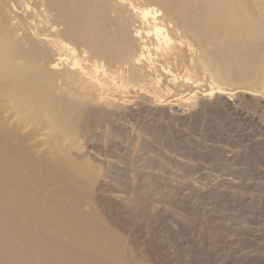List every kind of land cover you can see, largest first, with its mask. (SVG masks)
<instances>
[{
  "label": "bare ground",
  "instance_id": "1",
  "mask_svg": "<svg viewBox=\"0 0 264 264\" xmlns=\"http://www.w3.org/2000/svg\"><path fill=\"white\" fill-rule=\"evenodd\" d=\"M240 3L0 0V264H165L127 238L108 177L73 149L118 135L117 89L264 92V9ZM152 4L161 11L134 18Z\"/></svg>",
  "mask_w": 264,
  "mask_h": 264
},
{
  "label": "rangeland",
  "instance_id": "2",
  "mask_svg": "<svg viewBox=\"0 0 264 264\" xmlns=\"http://www.w3.org/2000/svg\"><path fill=\"white\" fill-rule=\"evenodd\" d=\"M240 2L255 18L264 9ZM143 7L135 19L161 11ZM178 83L162 81L161 100L117 89L118 135L81 142L75 159L108 177L107 209L153 260L264 264V92L244 85L210 94L208 85L194 91Z\"/></svg>",
  "mask_w": 264,
  "mask_h": 264
}]
</instances>
